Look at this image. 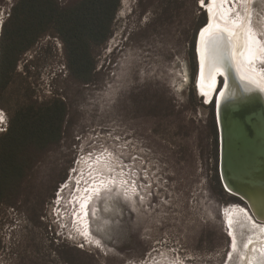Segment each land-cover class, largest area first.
Returning a JSON list of instances; mask_svg holds the SVG:
<instances>
[{
  "label": "rangeland",
  "instance_id": "374dc122",
  "mask_svg": "<svg viewBox=\"0 0 264 264\" xmlns=\"http://www.w3.org/2000/svg\"><path fill=\"white\" fill-rule=\"evenodd\" d=\"M76 1L56 0L62 8ZM16 2L0 0V40ZM209 2L120 0L87 82L72 77L51 32L18 57L0 89V134L32 102L60 99L67 114L60 141L33 150L0 204V264H264V230L238 225L233 247L223 217L246 206L221 184L215 102L196 88ZM227 5L262 29L264 0ZM258 38L264 44V32ZM93 184L88 239L77 199Z\"/></svg>",
  "mask_w": 264,
  "mask_h": 264
},
{
  "label": "trees",
  "instance_id": "16d2710c",
  "mask_svg": "<svg viewBox=\"0 0 264 264\" xmlns=\"http://www.w3.org/2000/svg\"><path fill=\"white\" fill-rule=\"evenodd\" d=\"M119 1L77 0L62 8L56 0H17L1 34L0 89L18 57L50 32L63 44L72 77L87 82L94 70L93 50L110 37ZM66 114L64 101L51 99L32 102L12 115L0 134V204L18 188L33 150L60 141Z\"/></svg>",
  "mask_w": 264,
  "mask_h": 264
},
{
  "label": "bare ground",
  "instance_id": "6f19581e",
  "mask_svg": "<svg viewBox=\"0 0 264 264\" xmlns=\"http://www.w3.org/2000/svg\"><path fill=\"white\" fill-rule=\"evenodd\" d=\"M227 1L228 0H215V2H213V0H210L208 6L206 7L209 12L208 21L201 29L206 28L207 24L208 26L211 25L210 33L213 37L207 46H205L202 42L200 35L201 32H198L197 47L200 64L198 92L201 94V97H205L206 102H209L213 94L215 84L217 83V78L224 75L226 76V74H229L230 72V82L232 78L235 77L238 79V82L242 85V87L235 88V85H231V87L227 89L228 98L235 99L238 98V96L240 98L242 89L244 91L254 90L261 96L264 102V70L259 66V64L264 60V44L261 43L258 38L259 34L264 32V22L262 23V29L260 28V24V26L250 24L246 18L242 17L237 12L234 14L233 10L227 7ZM238 1L241 2L242 0ZM202 55L204 57L203 67L201 60ZM237 79L235 80L237 81ZM239 91L240 93L238 94ZM215 95L213 97L214 102ZM222 95L219 97L218 103L221 97L225 96L224 94ZM244 111H240L239 113L241 114ZM227 177L229 176L227 175ZM223 182L228 193L234 197L239 196L245 200L249 205L248 209L250 213L254 214V216H252L256 218L257 221L264 223V191H260L259 193L252 192L251 190L236 184V182L231 181L230 179L228 181L229 185L225 181L224 176ZM99 187V185L93 184L90 188H88L87 195H82V192H80L81 195L77 199V201L80 202L78 212L81 215H78L76 219L78 221V225L80 223L83 226H81L82 228L79 226V228H81V232H83L88 239H91L93 235L90 230H87L85 207L93 195L100 191ZM224 216L226 219L225 221L231 228V239L233 238L234 245L232 242L231 243L233 247H237V244L235 245L237 238L235 237L234 229V223H236V221H238L237 224L242 227L248 226L254 229L260 228L264 230V226H259L258 224L256 225L249 212L243 208H230L225 212ZM255 245L256 241H251L249 248L252 249ZM242 259L244 260L243 264L252 263V261L251 263L247 261L246 257H242Z\"/></svg>",
  "mask_w": 264,
  "mask_h": 264
},
{
  "label": "water",
  "instance_id": "95a60500",
  "mask_svg": "<svg viewBox=\"0 0 264 264\" xmlns=\"http://www.w3.org/2000/svg\"><path fill=\"white\" fill-rule=\"evenodd\" d=\"M206 11L208 15L209 12L208 10ZM197 43L198 39L195 46L198 62L196 78V88L198 90L200 64ZM229 75L230 72L226 76L217 78L213 94L208 102L210 103L216 94L214 110L219 133L218 169L220 181L226 193L228 191L225 189L223 176L228 184L230 179L252 192L259 193L260 191H264V102L261 96L254 90L244 91L242 89L240 98L239 96L235 99L228 98L227 89L231 85H235V88L242 87L234 76L237 81L232 78L230 82ZM220 80H222V85L219 91H217ZM222 94L225 96L221 97L218 103V99ZM199 95L201 96V94ZM203 98L205 99V97ZM240 111L244 112L240 114ZM235 197L249 208L245 200L239 196ZM252 215L254 216L253 213Z\"/></svg>",
  "mask_w": 264,
  "mask_h": 264
},
{
  "label": "snow or ice",
  "instance_id": "6c2138e0",
  "mask_svg": "<svg viewBox=\"0 0 264 264\" xmlns=\"http://www.w3.org/2000/svg\"><path fill=\"white\" fill-rule=\"evenodd\" d=\"M201 7H203L205 5V0H199ZM213 2H215V0H213ZM243 2L245 3H252V0H243ZM210 28L211 25H209L208 27L204 28L201 30V38H202V42L204 43L205 46H207V44L211 41V39H213L211 33H210ZM202 60V67L204 65V57L202 55L201 57ZM5 120L4 114L2 112H0V123H3ZM3 129H0V131H2Z\"/></svg>",
  "mask_w": 264,
  "mask_h": 264
},
{
  "label": "flooded vegetation",
  "instance_id": "af4514ba",
  "mask_svg": "<svg viewBox=\"0 0 264 264\" xmlns=\"http://www.w3.org/2000/svg\"><path fill=\"white\" fill-rule=\"evenodd\" d=\"M234 197V196H233ZM236 198V197H235ZM242 208H244L245 210H247L248 212H249V214H250V216L252 217V219H253V221H254V223L257 225H259V226H264V223H261V222H259V221H257L253 216H252V214L250 213V211H249V209H248V207H242ZM223 217H224V212H223ZM225 221V220H224ZM237 222L238 221H236V223H235V237L237 238V227H238V224H237ZM229 228H228V226H227V230H228ZM228 236L230 237V234H229V231H228ZM264 238V237H263ZM230 242H231V237H230ZM263 244H264V240H263ZM263 246V245H262ZM230 248H231V245H230ZM262 250V249H261ZM232 252L233 251H231V255H232ZM235 252V251H234ZM262 253V252H261ZM258 254H260V251H259V253ZM258 254H257V256H258ZM230 256V255H229ZM256 256V257H257ZM255 257V258H256ZM230 258V257H229Z\"/></svg>",
  "mask_w": 264,
  "mask_h": 264
}]
</instances>
